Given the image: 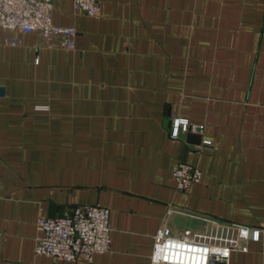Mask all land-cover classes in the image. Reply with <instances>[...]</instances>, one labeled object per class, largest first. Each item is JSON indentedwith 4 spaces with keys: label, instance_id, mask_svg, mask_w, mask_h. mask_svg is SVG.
I'll list each match as a JSON object with an SVG mask.
<instances>
[{
    "label": "crops",
    "instance_id": "1",
    "mask_svg": "<svg viewBox=\"0 0 264 264\" xmlns=\"http://www.w3.org/2000/svg\"><path fill=\"white\" fill-rule=\"evenodd\" d=\"M98 1L53 0L74 48L0 29V264H151L162 227L222 242L241 225L247 249L213 264H264V0ZM171 115L199 138L171 137ZM180 160L203 172L186 190ZM77 203L110 208V249L36 254L39 216Z\"/></svg>",
    "mask_w": 264,
    "mask_h": 264
},
{
    "label": "built area",
    "instance_id": "2",
    "mask_svg": "<svg viewBox=\"0 0 264 264\" xmlns=\"http://www.w3.org/2000/svg\"><path fill=\"white\" fill-rule=\"evenodd\" d=\"M74 10L88 15H98V0H72ZM53 0H0V29L38 32L49 48H74L76 30L53 21ZM12 45L17 40L6 38ZM203 125L192 123L186 117L171 115L170 136L201 132ZM202 170L184 160L173 168L178 190H186L192 183L201 181ZM110 208L100 204H74L62 215H40L35 253L50 255L62 263L76 261L84 256L91 261L97 253L111 247L112 228ZM251 229L241 225L236 239L218 241L216 238L199 239L190 234L177 235L162 227L154 237L151 264H213L227 262L234 248L247 249ZM243 241V242H242Z\"/></svg>",
    "mask_w": 264,
    "mask_h": 264
},
{
    "label": "water",
    "instance_id": "3",
    "mask_svg": "<svg viewBox=\"0 0 264 264\" xmlns=\"http://www.w3.org/2000/svg\"><path fill=\"white\" fill-rule=\"evenodd\" d=\"M180 135H182L183 137H187L188 139H190L191 137L199 138L198 134L190 133V132H187V133H181Z\"/></svg>",
    "mask_w": 264,
    "mask_h": 264
}]
</instances>
